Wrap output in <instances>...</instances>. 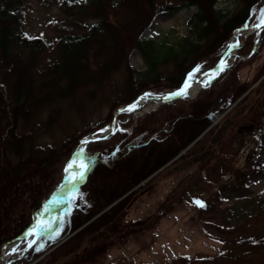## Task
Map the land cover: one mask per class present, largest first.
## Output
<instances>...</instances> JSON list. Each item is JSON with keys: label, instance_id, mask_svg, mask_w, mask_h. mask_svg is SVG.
I'll return each instance as SVG.
<instances>
[{"label": "trees", "instance_id": "16d2710c", "mask_svg": "<svg viewBox=\"0 0 264 264\" xmlns=\"http://www.w3.org/2000/svg\"><path fill=\"white\" fill-rule=\"evenodd\" d=\"M25 1L0 0V105H5L0 108V132L10 129L8 141L1 145L4 156H0V246L17 238L32 223L51 188L63 178L64 166L74 151L72 139L75 145L81 135L69 136L62 150H47L34 137L37 124L33 128L45 108L60 112L63 101L81 105L84 99L93 101L122 65L126 96L117 104H129L148 91L172 93L216 65L233 33L255 25L264 15V0H60L68 21L61 26L56 51L46 59L50 40L24 29ZM227 1L234 7H217ZM192 7L196 10L185 34L172 27L155 38L142 36L156 13ZM256 34L246 39L250 52L257 42ZM257 44L264 45V29ZM132 48L140 53L142 69L128 63ZM208 59L212 63L205 66ZM244 83L238 72L226 68L196 97L166 102L145 114L132 132L118 129L107 139L88 143V160L91 156L95 159L86 182L56 222L61 236L48 248L34 245L33 256L25 258H37L88 222L51 252V263L65 257L57 264H97L116 242L155 228L174 205L163 202L147 218L128 221L137 194L132 189L202 134L174 163L185 161L183 167L204 171L225 129L220 122L211 125L249 88ZM52 113L48 125L55 120ZM20 123L24 132L17 129ZM105 123L88 124L86 133ZM147 183L148 192L153 187ZM248 199L253 204L258 201L251 195ZM259 203L253 210L260 214L263 202ZM208 205L209 209L215 206Z\"/></svg>", "mask_w": 264, "mask_h": 264}, {"label": "rangeland", "instance_id": "374dc122", "mask_svg": "<svg viewBox=\"0 0 264 264\" xmlns=\"http://www.w3.org/2000/svg\"><path fill=\"white\" fill-rule=\"evenodd\" d=\"M223 6L233 8L234 3L227 1L218 4L217 7ZM64 10L60 5V0H52L49 3L45 0L25 1L22 11L24 29L35 35H44L50 40V46L45 52L46 59L51 58L56 51L55 41L61 35V26L68 21ZM195 10L196 8L192 7L181 8L177 11H160L154 15L150 26L143 31L142 36L155 38L163 30L172 27L176 28L180 34H185L188 21ZM262 19L264 15L255 25L239 30L235 56L231 57L226 54L223 58L229 49L231 36L216 65L189 79V81H196L204 77L224 59L228 64L233 62L229 67H232L234 72H238L241 82H245L244 85L249 87L239 100L212 123L211 127L220 122L224 124L225 129L220 137L217 152L208 167L204 171H197L195 166L183 167L185 161L174 163L202 137V134L177 155L176 159H172L149 178L136 185L132 189V191H137V194L134 196L135 202L130 210L128 221L147 218L163 202L173 204L175 208L167 217H163L155 228L143 232L138 231L123 241L116 242L97 264H264V45L257 44L261 33L256 34L257 42L251 52L249 47L245 46L246 39L251 35L246 36L248 28L258 25ZM207 61L205 66L212 63L209 59ZM128 63L137 69L143 68V60L136 48L130 49ZM124 67L125 65H122L111 78L105 81L100 89L101 93H98L93 101L89 98L84 99L82 100L83 105L76 101L72 103L63 101L60 103V112L52 113L50 107L45 108L33 125L34 128L37 124L34 136L37 141L42 143L47 150L52 147L62 150L64 149L63 143L69 136L73 137L75 133L81 134L75 139V145H73L74 138L72 139V146H74L72 157L86 136L100 135L102 130L113 124L116 117V130L132 132L145 114L157 110L162 104L155 107L154 102H147V106L153 105L147 108L149 111L146 109L135 116L132 110L128 109L116 116L118 109L133 104L138 98L151 93V91L144 92L129 104H117L121 98L126 96ZM200 91L195 96L184 99L194 98ZM152 93L160 94L154 91ZM238 103L239 111L235 112L234 106ZM4 107V104L0 105V108ZM51 113L55 120L48 125L46 123ZM111 114L112 117H109ZM102 122L107 123L94 132L86 133L88 124L97 125ZM121 123L124 126L121 127ZM38 124H41L43 128L41 129ZM17 129L19 132H24L22 130L24 125L20 123ZM6 130L0 132V156L2 158L4 156L1 150L2 142L3 140L8 141L10 137L9 127ZM86 146L82 160H78V173L86 171L82 177L83 184L86 182L95 159L91 156V160H88ZM71 157L64 166L62 180L51 188L42 205L62 183L65 168ZM151 178L153 179L150 180ZM146 183H151L153 189L147 192ZM81 186L71 197V194L65 196L57 210L56 217L45 224L38 233L17 245H11L9 250L7 248L3 250V244L0 246V258L4 251L8 255L5 264L63 262L61 260L65 257L59 258L57 263H51V252L56 249L57 245L59 247L70 239L73 233L62 238L56 246L39 254L37 258L31 259L33 256L31 249L34 245H38L39 248H48L51 242L61 236V227L57 228L56 222L65 214L72 198ZM250 195L258 200L255 204L248 199ZM261 201L263 207H260L259 214L254 210L256 206L261 205L259 203ZM209 202L215 204L213 209H209ZM38 210L26 230H29L36 221ZM28 254L31 256L25 258Z\"/></svg>", "mask_w": 264, "mask_h": 264}, {"label": "bare ground", "instance_id": "6f19581e", "mask_svg": "<svg viewBox=\"0 0 264 264\" xmlns=\"http://www.w3.org/2000/svg\"><path fill=\"white\" fill-rule=\"evenodd\" d=\"M239 36V31L236 30L234 34L231 37L230 43H229V49L227 51V54L232 56H235V50L238 46L236 40ZM223 64H228L227 61H223ZM210 74H212V71L206 74L204 77H201L198 82H190L188 85L187 93H193L195 92L199 87L200 83H202L205 79H207ZM148 103H144V97L138 98L131 107H129L135 116L143 113L147 108H151L153 105L147 106ZM85 148V142L82 141V143L78 146L76 152L71 157V160L68 162L65 173H64V179L62 183L57 187L51 197L44 202L42 207L37 212V219L34 222L33 225V231L38 233L39 230L47 223L51 222L57 214V208L61 206V204L64 201L65 196H69L73 192H76L78 189L79 184L82 182V177L85 175V172H83V175L78 173V160H82L83 152ZM69 165H72L71 168H69ZM86 168V167H85ZM31 232V230L28 231V233ZM19 241H15L12 246L16 245ZM11 245L7 247L9 250ZM6 249V250H7ZM8 255H6V251H4V255L2 257V264H5V261L7 259Z\"/></svg>", "mask_w": 264, "mask_h": 264}, {"label": "water", "instance_id": "95a60500", "mask_svg": "<svg viewBox=\"0 0 264 264\" xmlns=\"http://www.w3.org/2000/svg\"><path fill=\"white\" fill-rule=\"evenodd\" d=\"M260 24H258V25H260ZM258 25L250 28L247 31L246 36H248L249 34H251L255 30L258 32V35H259L261 33V31L264 29V26L258 27ZM226 54L227 53L224 54L223 58L226 56ZM232 63L233 62L229 63L228 65H224L223 64V60H221L220 63L216 66V68L213 70L212 74H210V76L207 79H205L202 83H200L201 84L200 87L195 92H193V93H187L188 87L185 88V85L186 84H189L190 82H192V81H187L181 89H179V90H177V91H175L173 93H169V94H154V93H152V94H150V93L149 94H145L143 96L144 97V103H147V102H151L152 101V102H154V106L156 107V106H158L160 104H163V103H166V102H170V101H173V100H176V99H184V98H188V97H193V96H195L200 91V89L208 87L214 81V79L216 78L217 74L219 72H221L222 70H224L225 68L229 67ZM199 79H197L194 82H198ZM178 93H180V94H178ZM131 106H132V104L127 105V106H125L123 108L118 109V113L116 114V116L118 114L122 113V112L128 111V109H130L129 107H131ZM152 109H154V108H152ZM146 111H149V110L147 109ZM116 118L114 120L115 123L113 122V124L110 127L106 128L105 130H102V133L100 135H98V136H95V135H88V136H86L83 139V142H85V146L89 142H91V141H100V140L107 139L111 134L115 133L116 128H117ZM77 148H76V150H77ZM82 184H83V182H81L79 184L78 188ZM73 194H74V192L70 195V197ZM50 197H51V195H50ZM98 215H100V214H98ZM87 224H88V222L85 225H87ZM33 225H34V223L31 225L32 227L29 229V230H31V232L28 233L29 230H26L24 233H22L17 238H15L13 240H10L8 242H5L3 244V250L6 249L9 245L13 244L15 241L18 240L19 241L18 243H21V241L26 240L31 235L35 234L36 232L33 231L34 230L33 229ZM85 225H83L82 227H80L77 231H79L80 229H82ZM77 231L73 232V234H75ZM3 255H4V253L2 254V256L0 258V264H2V257H3Z\"/></svg>", "mask_w": 264, "mask_h": 264}, {"label": "snow or ice", "instance_id": "6c2138e0", "mask_svg": "<svg viewBox=\"0 0 264 264\" xmlns=\"http://www.w3.org/2000/svg\"><path fill=\"white\" fill-rule=\"evenodd\" d=\"M261 26H264V19H262V21H261V24L260 25H258V27H261ZM189 85L188 84H186L185 85V88H187ZM178 94H180V93H178ZM72 167V165H69V168H71ZM81 167H83V165H81ZM83 175V173H81V176ZM201 206H203L202 204H201Z\"/></svg>", "mask_w": 264, "mask_h": 264}]
</instances>
